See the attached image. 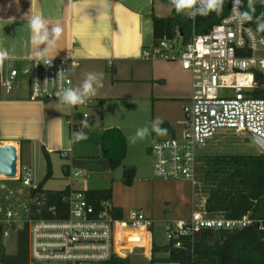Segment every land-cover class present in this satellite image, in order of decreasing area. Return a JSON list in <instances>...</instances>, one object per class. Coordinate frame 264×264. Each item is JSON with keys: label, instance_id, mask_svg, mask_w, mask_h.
<instances>
[{"label": "built area", "instance_id": "1", "mask_svg": "<svg viewBox=\"0 0 264 264\" xmlns=\"http://www.w3.org/2000/svg\"><path fill=\"white\" fill-rule=\"evenodd\" d=\"M239 13L238 4L230 1L225 18L203 34H197L192 27L189 41L175 55L171 54L175 50L172 40L159 41L141 51V59L145 61H178L181 70L190 76L191 93L182 110L186 119L179 123L181 131L175 137L153 141L148 148L154 179L188 182L197 190L201 153L218 132L264 141V99L254 96L264 90V37L254 32ZM188 18L193 21L191 15ZM50 60L51 64H45L43 60L30 59L20 71L4 60L0 67V89L5 95L11 94L15 80L21 76L28 99L59 102L56 92L73 87L70 67L74 64ZM62 105L75 112L78 121L68 119L70 132L83 128L82 121L89 123L97 113L96 105L89 101L75 107ZM71 142L77 143L72 138ZM71 176L80 177L78 173ZM30 178L29 168L18 165L14 181L35 190ZM63 203L65 217L55 207H45L43 199L29 197L26 214L8 211L0 219L4 237L13 229L26 230L28 264H104L111 256H119L114 247L116 228L146 233L152 228V222L141 213L132 212L125 219L114 218L108 201L95 206L86 200L83 191H70ZM254 224L259 231L264 230L249 213L238 219L209 217L202 206L195 205L187 220L170 223L164 233L168 242L180 249L179 238L200 230L233 231Z\"/></svg>", "mask_w": 264, "mask_h": 264}, {"label": "rangeland", "instance_id": "2", "mask_svg": "<svg viewBox=\"0 0 264 264\" xmlns=\"http://www.w3.org/2000/svg\"><path fill=\"white\" fill-rule=\"evenodd\" d=\"M155 6L157 13L164 17L170 16V8L162 4L161 0H155ZM184 15H190L188 10L184 11ZM172 41L175 50L171 54L175 55L180 51L183 40L175 35ZM24 66L25 62L10 63V67L19 71ZM0 93H3L1 89ZM139 107L132 101L111 102L102 120L95 113L91 125L75 130L85 132L87 139L72 143L69 121L62 117L71 115L70 109L54 100L28 99L26 84L23 77L19 76L13 84L12 93L3 95L0 100V141L23 140L24 143L20 142V155L16 146L17 167L21 165L29 168L33 186L40 184L45 177L46 160L43 152H46L51 165V178L43 186L44 191L58 192L67 186L72 190L110 189L114 201L122 210V216L127 218L130 213L136 212L149 219L152 222L150 240L154 246L163 247L168 245L165 228L170 223L188 219L195 205L201 207L208 187L202 183L197 190H193L188 182L165 183L152 177L153 159L148 148L154 140L151 142L150 134L135 143L130 140L137 129L145 126L150 128L151 121L137 114ZM73 122L78 123L75 118ZM111 126L120 131L125 145L124 158L112 171L109 170L108 161L102 157L100 145L102 132L111 129L108 128ZM258 154L260 152L251 137L218 132L203 149L201 158L229 160ZM204 168L202 165L201 170L204 171ZM220 168L221 172L225 170L224 165ZM73 173H78L80 177L72 178ZM28 194L29 189L22 187L19 182L0 180V218L8 211L26 214ZM13 241H16L15 235L11 234L2 240L3 246L11 245L12 248ZM149 247L145 243L135 246L132 264H149L151 258L154 264H170L161 261L167 258L166 254L154 253L151 257ZM10 255L16 258V251L11 250Z\"/></svg>", "mask_w": 264, "mask_h": 264}, {"label": "crops", "instance_id": "3", "mask_svg": "<svg viewBox=\"0 0 264 264\" xmlns=\"http://www.w3.org/2000/svg\"><path fill=\"white\" fill-rule=\"evenodd\" d=\"M37 14L50 27L59 24L63 28L57 50L49 53L48 59L74 64L70 67L73 87L82 84L86 73L104 74L103 87L88 100L99 106L100 120L111 102L132 101L140 106L138 115L151 122L159 117L163 121L161 127L167 129L165 135H157L151 131L150 122L151 142L179 134V123L186 119L182 110L191 93L190 76L181 70L178 61H145L140 56L143 49L153 45L150 16L164 17L156 12L155 0H0V51L7 52L5 60L24 63L36 59L28 22ZM3 95L0 93V97ZM70 111L71 115L62 117L76 118L75 112ZM92 123L91 120L88 124ZM20 142L23 140L6 139L0 141V146L13 144L18 147L20 155ZM110 203L116 219H125L112 193ZM11 234L16 240L11 243L13 247L10 248V242V246L4 247L2 240ZM150 235L151 230L146 233L116 228L115 251L132 264L135 246L153 244ZM11 250L16 251V258L11 257ZM0 264H28L25 229L10 230L9 235L4 237L0 226Z\"/></svg>", "mask_w": 264, "mask_h": 264}, {"label": "trees", "instance_id": "4", "mask_svg": "<svg viewBox=\"0 0 264 264\" xmlns=\"http://www.w3.org/2000/svg\"><path fill=\"white\" fill-rule=\"evenodd\" d=\"M230 1L232 0H223L222 11L219 14L210 12L206 16L196 15L191 21L184 12H176L171 0H162L163 4L170 8L171 14L160 18L150 16L153 44L162 40L170 41L175 35H179L185 44L191 37L192 27L197 34L208 32L228 15ZM238 7L240 13L246 12L251 15V20H245L247 25L264 37V31H258V18L264 20V3H261V0H254L253 11L249 7V0H239ZM254 96L264 99V90L256 92ZM99 109V106H96L97 113ZM100 145L102 157L108 161L109 170H114L125 155L123 136L117 129L103 131ZM43 155L46 160L45 177L35 190H29L28 198L36 196L43 199L45 207H55L65 217L63 198L70 190L68 187L58 192L43 190V186L51 178L48 155L46 152H43ZM202 165L205 167L204 171L201 170ZM222 165L225 170L221 172ZM199 175L200 185L203 183L208 187L202 210L209 217L238 219L249 213L250 218L260 222L264 229V154L229 160L204 157ZM83 193L86 200L95 206L101 201L111 200L110 190ZM112 215L114 218L117 217L114 213ZM177 242L181 246L180 249H176L173 242H168V245L163 247L151 244V257L154 253L166 254L167 258L161 261L171 264H264V230L259 231L257 224L233 231L203 229L179 238ZM154 263V259L151 258L149 264ZM104 264L131 262L128 258L113 255Z\"/></svg>", "mask_w": 264, "mask_h": 264}, {"label": "clouds", "instance_id": "5", "mask_svg": "<svg viewBox=\"0 0 264 264\" xmlns=\"http://www.w3.org/2000/svg\"><path fill=\"white\" fill-rule=\"evenodd\" d=\"M239 0H235L238 4ZM254 0H249V7H252ZM264 3V0H261ZM177 13L188 10L194 18L196 15L206 16L210 12L219 14L222 11L223 0H171ZM235 9V5H234ZM243 20H251L249 13H239ZM31 30V44L36 48V59L43 60L45 64H51L52 60L48 59L49 53L55 52L58 47V42L61 40L63 28L56 24L49 26L48 22L41 15H33L28 22ZM258 31H264V20L258 18ZM43 46V47H41ZM7 58L6 51H0V67ZM104 74L102 72H89L85 74V78L79 87H64L56 92V97L59 103L77 106L85 104L91 97L97 95L99 88L103 87ZM163 121L157 117L151 122V131L157 135H165L167 129L162 128ZM82 127H88L87 120L82 121ZM150 134L147 126L137 129L135 135L130 137L132 143L137 140H143ZM73 142H79L87 139V134L83 131H73L71 134Z\"/></svg>", "mask_w": 264, "mask_h": 264}, {"label": "water", "instance_id": "6", "mask_svg": "<svg viewBox=\"0 0 264 264\" xmlns=\"http://www.w3.org/2000/svg\"><path fill=\"white\" fill-rule=\"evenodd\" d=\"M260 154H264V141L251 137ZM17 171V149L13 144L0 146V180L14 181Z\"/></svg>", "mask_w": 264, "mask_h": 264}]
</instances>
